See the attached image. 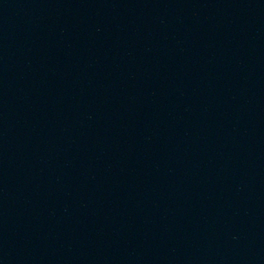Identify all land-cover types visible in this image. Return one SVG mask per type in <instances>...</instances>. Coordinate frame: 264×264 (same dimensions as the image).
<instances>
[{"label": "water", "instance_id": "water-1", "mask_svg": "<svg viewBox=\"0 0 264 264\" xmlns=\"http://www.w3.org/2000/svg\"><path fill=\"white\" fill-rule=\"evenodd\" d=\"M0 264H264V0H0Z\"/></svg>", "mask_w": 264, "mask_h": 264}]
</instances>
